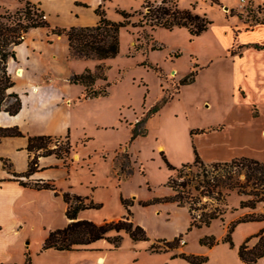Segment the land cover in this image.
<instances>
[{
    "label": "crops",
    "instance_id": "obj_1",
    "mask_svg": "<svg viewBox=\"0 0 264 264\" xmlns=\"http://www.w3.org/2000/svg\"><path fill=\"white\" fill-rule=\"evenodd\" d=\"M28 1L35 4L44 13V17L51 27L58 28L95 26L99 21V16L96 13L97 9L102 10L107 19L118 22L122 20L117 13L118 10L137 12L143 9L145 3V0H130L131 7H124L119 5L116 0H47L44 5L43 2L45 0ZM147 1L152 3L161 2V0ZM195 1L177 0V3L180 9H194V13L206 15V13L201 11L199 2L196 5ZM193 5L196 6L194 7ZM9 8L15 10L17 6L11 5ZM236 26V24L222 25L219 29H216L211 24L200 36L191 38L188 41L189 45L192 46L196 40L198 41L206 36V42H209V48L212 49L210 52L214 53L217 48L219 55L221 54L223 58L228 59L231 64V67L227 68V72L229 78H231L229 83L232 90L233 104L229 110L231 120L224 122L221 129L192 136L189 134L187 136L186 148H190L191 153L184 162L188 160H191L189 163L193 162V147L196 149L201 161L205 163H224L238 157L264 161L263 155L256 153L249 146L251 137L246 138L244 136L247 135L248 128L242 122V120H251V122L260 123L264 119V114L263 116L261 115L260 120L251 116L249 112V107L252 104H257L260 114L264 112V49L254 47L255 45L264 46V24H257L243 29H237ZM231 27L235 28V30L231 29ZM185 30L187 32V29ZM36 33L40 35L34 38ZM27 36L20 45L15 47L18 69L22 71V74L18 76L17 72H15L16 76L13 78L14 87L12 90L15 92L17 82H23L25 86L23 93L17 94L15 92L18 96L20 95L21 109L13 116L5 112L0 113V126H16L22 133V136L7 137L0 142V243L2 244L0 248V264L22 263V260L19 262L14 259V253L4 243L3 236L11 235L17 238L23 227L26 226L29 219L28 213L31 209L37 214L39 212L42 220H44L45 214L48 217L47 224L43 226L46 230L44 239L48 231L63 228L69 222L65 217L67 205L63 202L60 195L55 196L53 191L50 190L23 187L18 179L12 176V173L23 174L27 171L31 156L26 147L28 137L33 136H50L60 139V141H65L67 138L70 145L69 155L63 159L54 155L40 156L37 158V170L29 178L23 177L19 180L30 183L36 181L50 182L55 186L59 194L69 192L84 198L86 203L92 202L99 205L98 209L79 211L77 219L92 221L95 224L117 221L127 213V209L122 204L121 199L129 203L132 200L134 201L132 206H128V210L132 212L130 219L135 225L143 228L148 240L134 242L129 237H123L120 246L116 249H112L105 240H99L89 245L86 249L80 250L94 252L96 263L105 264L108 262L116 264L117 256L113 253L125 250L128 253L131 252L134 257L133 263L136 262V264L139 263L140 259H145V255L147 257L157 256L161 258L159 264H190L182 258L176 257L179 254L194 255L205 259L207 257V260L200 264H213L211 253L217 246L192 254L185 249L187 244L185 239L184 245L172 250L158 253L150 251L151 246L158 245L162 247V243L158 240L165 239L164 242H168L178 238L179 234L184 232L188 226L187 222L191 221V215L186 206L181 207L187 211V222L179 225V228L178 224L171 225L173 229L169 231V234L165 235L163 233L165 230H160V220L152 221L149 219L146 223V216L143 219L138 218L141 210H139L136 201H144L148 196H139L132 187H128V181L121 180L120 176L122 174L119 170V164L123 161L124 155L128 156L129 154L131 159L134 158L133 148L142 137L131 141L133 128L137 121L146 116L147 108H142L141 112L138 111L136 113L133 109L124 105H108L105 98L108 95L109 88L115 82H108L106 75L105 80L97 79L93 85L94 89L106 88V93L103 96L85 98L84 87L69 82L70 77L73 75L82 74L86 70L95 72L96 67L100 64L105 67L104 74H106V63L110 59L103 61L73 59L70 57L65 38L55 35L47 36V29L45 28L33 29ZM135 43L136 41L132 40L130 44L134 46ZM55 44L60 45L61 51L59 54L61 55L52 50L50 56H48L49 61L60 58V61L62 60L68 64H66L68 66L67 71L61 76L62 80L66 81L62 82L61 89H56L55 87L57 83L55 78L60 77L54 75L49 69L41 75L44 79L43 82L48 84H41V86L38 84L41 80L42 59H47V57L42 56L44 49H52ZM21 47H24L26 51L22 57L18 53ZM193 47L194 45L190 47V55H194ZM231 51H234V53L232 54ZM81 62L92 63L80 64ZM187 74L181 75L179 80ZM177 84L178 82H176ZM186 86L188 85L177 88V93L174 96L180 94V91ZM49 90H54L58 93L55 96L50 94L51 97H47L49 96L47 92ZM174 96L169 100H172ZM28 98H32L30 102L26 100ZM238 107L244 110L240 111ZM259 126L261 127V125ZM145 127H147V123ZM263 128L264 125L261 127V131ZM258 129L254 128L256 138ZM239 140L241 143H239ZM251 141H253L252 138ZM162 149H164L162 145L157 147L158 151ZM166 160L168 161L167 158ZM3 161L6 162V167L3 165ZM168 163L175 168L177 167L174 165L175 163L171 164L172 161L170 159ZM170 172L173 173L172 171ZM79 180L83 183V187H79ZM173 194L174 192L172 191L170 196ZM169 204L177 205L175 203ZM145 210L148 211V209ZM108 211L109 213H107ZM247 212L245 210L242 214ZM55 213H57V216ZM263 228L264 226H261L258 230ZM255 234L257 232L242 237L243 241L249 238L250 248L258 241V238L253 237ZM240 241L237 242V246H240L243 242ZM221 248L227 252H232L227 243L221 244ZM237 251V249H233V258L225 257V260L230 261L231 264H244L239 260ZM257 264H264V257L259 259Z\"/></svg>",
    "mask_w": 264,
    "mask_h": 264
},
{
    "label": "rangeland",
    "instance_id": "obj_2",
    "mask_svg": "<svg viewBox=\"0 0 264 264\" xmlns=\"http://www.w3.org/2000/svg\"><path fill=\"white\" fill-rule=\"evenodd\" d=\"M23 1L0 0V11L13 13L22 6ZM46 2L47 0L43 2V5ZM116 2L121 6L131 7L130 0H116ZM198 2L201 11L206 13V17L216 29H219L222 25L232 24H236L237 29L250 28L264 21V0H248L245 5L240 4L239 0H216V3H213V0H196V5ZM148 4L158 6L160 3L149 1ZM11 5H16L17 8L15 10L9 8ZM137 12L139 14H135L131 18V22H137L146 10L141 9ZM231 29L235 30L232 27ZM39 35V33H36L34 38ZM190 39L188 31L186 32L183 28L170 31L158 28L151 29L150 27L120 29L118 55L106 63V80L115 83L109 88L105 101L108 105H124L133 109L136 113L141 112L142 108H147L146 116L137 121L133 128V130L143 128L146 130L147 128V131L145 135L137 136L132 140L135 141L137 138L142 137L133 148L134 158L131 159L128 154L127 167L129 173H123L120 176L121 180L128 181V187H132L139 196H148L144 201H136L139 210L142 211V213L139 212L138 218L143 219L146 216V223L149 219L152 221L160 220V230H165L164 235L169 234V231L173 229L171 225L178 224L179 228V225L187 222V211L185 208H181L185 206L152 202L154 198L169 197L172 194L171 188L166 183L173 176L177 183L186 184V191L189 190L193 196L198 198L197 204L193 205V215L196 219L202 213L217 216V219L212 220L208 226L190 227L191 221L187 222L188 226L178 236V238L181 237L187 242L185 249L195 254V252H203L206 251V248L209 250L217 246L211 253L213 264H231L230 261L225 260V257L231 259L234 254L233 249L238 250L237 242L240 239V242H242L244 235L258 233L261 230H258L259 227L264 226L263 186L256 187L255 191L259 192L257 197L246 196L241 192H249L252 187L251 182L247 183L246 180V173H250L246 168L212 165L202 161V165L196 164L190 168L182 169L180 175H178L175 172L171 173L160 157V152L163 151L164 156L168 161L169 159L172 161L171 164L175 163L176 168H180L187 162L189 164L191 160L185 162L184 160L191 153L190 148H186L187 136H189L190 131L209 126L212 127L203 130L214 131V129H221L224 122L231 120L229 110L232 107L233 99L229 83L231 78H229L227 72V68L231 67L230 62L228 59L223 58L221 54L219 55L217 48L214 53L210 52L212 49L209 48V42H206V36L194 42L192 48L194 55H190V47L193 46L189 45L188 41ZM132 40L136 41L134 46L130 44ZM153 45L156 49H152ZM60 48L59 44H55L52 49H44L42 56L47 57V59H42L41 80L38 82L40 86L41 84H48L44 83V79L41 77L47 69L60 77L55 78V82H57L56 89H61L62 82H66L62 80L61 76L67 71L68 64L62 60L60 61V58L57 60L51 59L50 61L48 58L52 50L61 55L59 54ZM25 52V48L21 47L18 51L19 56L22 57ZM8 62V72L13 80L19 66L17 60L10 59ZM83 63L92 62H81L80 64ZM154 67L159 71H154ZM190 72L195 74L194 83L184 87L180 94L174 96L177 93L176 82H178L181 75ZM24 87L22 81L17 82L15 92L17 94L23 93ZM47 92L49 94V96L46 95L47 97H51L50 94L55 96L58 93L54 90ZM173 96L174 98L169 100ZM31 99L26 100L30 102ZM162 99H166V102L156 112L149 115V110L160 103ZM11 102L12 100H9L6 104L8 105ZM238 110L243 111L244 109L238 107ZM249 112L251 116L260 120L264 114V112L260 114L257 104H252L249 107ZM141 120H144V127L143 124L138 126ZM242 122L248 128V133L244 136L246 138L251 137L253 140L251 141L250 138L249 146L264 157V128L261 131L264 119L260 123L251 122V120H242ZM146 123L147 127H145ZM254 128H259L257 138ZM239 143H241L240 140ZM159 145H162L164 149L158 151L157 147ZM228 184L236 187L228 190L226 188ZM78 185L83 187L80 180ZM195 187L197 190L194 189ZM203 194L207 195L203 196ZM260 198L262 201L256 204L255 209L241 208V202ZM133 202V200L130 201L129 206H132ZM143 203L147 204L143 205ZM145 209H148V211ZM245 210L248 212L242 214ZM130 213L132 216L131 211ZM55 215L57 216V213ZM28 216L26 226L23 227L17 238L11 235L3 236V241L14 253L15 260L19 262L22 260L21 264H25V254L28 252L31 264H99L96 263L95 253L90 251L65 252L52 249L41 251L42 241L44 235H46L43 226L47 224L48 217L45 214V218L42 220L41 214L39 212L37 214L32 209ZM251 219L261 221L236 224V221ZM232 223L235 224L231 233L233 246L230 247V251L232 252H227L221 248V244L225 243L222 240ZM110 235H114V233H110ZM122 236L128 237L125 234H122ZM205 237H213L218 243L212 247L200 244V240ZM158 241H165V239ZM249 244L250 242L247 243V246L250 248ZM1 245L0 243V248ZM178 246L182 245L178 242L176 247ZM113 254L117 256L116 264H136V262L133 263L134 257L131 252L128 253L124 250ZM160 261L161 258L157 256L147 257L145 255V259H140L138 264H159ZM105 264L110 263L106 262Z\"/></svg>",
    "mask_w": 264,
    "mask_h": 264
},
{
    "label": "trees",
    "instance_id": "obj_3",
    "mask_svg": "<svg viewBox=\"0 0 264 264\" xmlns=\"http://www.w3.org/2000/svg\"><path fill=\"white\" fill-rule=\"evenodd\" d=\"M216 3V0H213ZM143 9L146 10L137 22H131V18L138 12H127L118 10L117 13L121 16L122 20L118 22L111 21L105 17L102 10L97 9L96 13L99 16V21L95 26L90 27H69L58 28L51 27L44 17V13L33 3L28 0H24L22 6L15 12L0 11V113L5 112L10 116L16 115L21 109V100L19 96L13 92L14 82L8 72V61L10 59L16 60L15 47L20 45L25 39L28 33L37 28L47 29V36L55 35L65 38L70 57L78 60H96L103 61L106 59L115 58L119 52V30L126 27H150L151 29L163 28L166 30H172L174 28L187 29L191 38L200 36L212 22L206 17L205 14L199 15L193 12L194 9H180L178 7L177 0H161L158 6L148 4L147 0L143 5ZM257 24H264L263 22ZM255 24V25H257ZM257 49H264V46H254ZM152 49H156L152 46ZM233 54L234 51H231ZM154 71L159 70L154 67ZM105 67L100 64L96 67L95 72L86 70L82 74H76L70 77L69 82L72 84L82 85L85 89L84 97H97L103 96L106 93V88L94 89L93 85L97 79L105 80ZM194 72L188 73L182 79L178 81L177 88L192 84L194 82ZM9 100H12L10 104H6ZM168 100V99H167ZM166 102V99H162L160 103L149 110V115L156 112L160 106ZM140 124L144 125V120H141ZM218 130V129H214ZM208 130L197 129L191 130L190 135L203 134ZM146 130L135 129L133 130L131 141L137 136L145 135ZM22 133L19 129L14 127H2L0 126V142L7 137H19ZM29 155L31 156L28 164V169L23 174L12 173V176L17 178L20 185L23 187H29L36 190H50L53 191L55 196H61L63 202L67 205L65 211V217L69 220L67 225L63 228L50 230L47 236L42 242L41 251L56 250V251H80L86 249L89 245L99 240H105L112 249H116L120 246L123 236L127 235L132 241H147L148 238L145 231L139 225H135L131 221V213L128 210L129 202L121 199L122 204L127 209V213L121 219L111 222H103L102 224H95L88 220L77 219L79 211L86 209H98L99 205L92 202H85V199L64 192L59 194L55 186L50 182L36 181L33 183L23 182L20 178H29L37 170V158L40 156L54 155L57 158L63 159L69 155L70 145L66 138L65 141L52 138L50 136H33L28 137V143L26 147ZM166 168L169 171L175 172L180 175L182 169L190 168L196 164L202 165L196 149L193 147L194 160L192 163L184 164L180 168H175L168 163L163 152L160 153ZM127 155L123 156V161L119 164L120 173L128 174L127 167ZM125 159V161H124ZM224 165L228 167H240L246 168L250 171L247 174V183L251 182V188L249 192L242 191L241 193L246 196L259 195L258 191H255L258 186H263L264 189V162L251 159L248 157L234 158L224 163H212V165ZM3 165L6 167V162L3 161ZM259 172V174H257ZM201 184V183H200ZM199 184V185H200ZM204 184V183H203ZM166 185L174 192L172 196L164 198H154L153 203H175L178 206H186L191 215L190 227L208 226L210 222L217 219L215 214H200L199 218L193 215V205L197 204L198 198L188 190L186 191V184L177 183L173 176L169 178ZM236 186L226 187L228 190L234 189ZM247 187V186H245ZM194 189L197 190L195 187ZM212 189V188H209ZM212 192V190H210ZM185 193V196H184ZM207 194H203L206 196ZM209 195V194H208ZM262 201V199L254 200L249 199L246 202H241V208L248 207L255 209L256 204ZM147 203H143L146 205ZM261 220H239L236 224L242 222H254ZM235 224L229 226V230L226 232L223 242L228 243L229 247H232L231 233ZM190 229V228H189ZM114 233V235H110ZM253 237L258 238L257 243L249 248L247 238L238 247V257L244 264H257V261L264 257V228L258 231ZM181 238V237H180ZM180 238H175L171 242L160 241L164 247L151 246L150 251L158 253L162 251H168L176 248ZM218 242L213 237H205L200 240V244L212 247ZM176 257H180L190 264H200L206 259L193 255L179 254ZM25 264H31L28 252L25 254Z\"/></svg>",
    "mask_w": 264,
    "mask_h": 264
},
{
    "label": "built area",
    "instance_id": "obj_4",
    "mask_svg": "<svg viewBox=\"0 0 264 264\" xmlns=\"http://www.w3.org/2000/svg\"><path fill=\"white\" fill-rule=\"evenodd\" d=\"M239 3L242 4V5H245V4L248 3V0H239ZM263 214H264V209H263ZM178 242H179L180 245H184L185 244V241L182 238H180ZM161 245L163 246V244H161Z\"/></svg>",
    "mask_w": 264,
    "mask_h": 264
},
{
    "label": "bare ground",
    "instance_id": "obj_5",
    "mask_svg": "<svg viewBox=\"0 0 264 264\" xmlns=\"http://www.w3.org/2000/svg\"><path fill=\"white\" fill-rule=\"evenodd\" d=\"M16 74L20 76L22 74V71L19 69Z\"/></svg>",
    "mask_w": 264,
    "mask_h": 264
}]
</instances>
